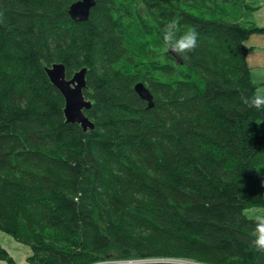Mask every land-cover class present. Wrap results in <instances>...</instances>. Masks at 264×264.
<instances>
[{"label": "trees", "instance_id": "trees-1", "mask_svg": "<svg viewBox=\"0 0 264 264\" xmlns=\"http://www.w3.org/2000/svg\"><path fill=\"white\" fill-rule=\"evenodd\" d=\"M75 1L0 0V231L25 264H264L241 214L264 206V110L241 102L264 28L216 16L246 0H96L86 21ZM172 19L199 33L187 61ZM54 63L87 68L93 130L67 122Z\"/></svg>", "mask_w": 264, "mask_h": 264}, {"label": "water", "instance_id": "water-1", "mask_svg": "<svg viewBox=\"0 0 264 264\" xmlns=\"http://www.w3.org/2000/svg\"><path fill=\"white\" fill-rule=\"evenodd\" d=\"M96 5V0H78L69 7V14L74 20L86 21L90 16L92 7ZM87 68L74 73L72 78L66 76V67L63 63H54L46 67V72L50 81L56 86L65 98L64 114L67 122L79 124L84 131L93 130L95 124L86 114L92 106L91 100L84 95L86 87ZM135 91L148 103V107L154 106V95L144 85L139 82L135 85Z\"/></svg>", "mask_w": 264, "mask_h": 264}, {"label": "clouds", "instance_id": "clouds-1", "mask_svg": "<svg viewBox=\"0 0 264 264\" xmlns=\"http://www.w3.org/2000/svg\"><path fill=\"white\" fill-rule=\"evenodd\" d=\"M161 39L167 52L189 59V53L199 46V33L195 28L181 31L176 19L165 23ZM241 102L248 108L264 110V87H258L252 96H242ZM241 214L253 225L250 230V246L258 253H264V206L252 205L242 209Z\"/></svg>", "mask_w": 264, "mask_h": 264}, {"label": "rangeland", "instance_id": "rangeland-1", "mask_svg": "<svg viewBox=\"0 0 264 264\" xmlns=\"http://www.w3.org/2000/svg\"><path fill=\"white\" fill-rule=\"evenodd\" d=\"M216 16H224L230 20H238L242 25L247 27L264 28V0H246L245 6L220 3V8ZM244 45L248 49V66L253 71V74L256 75L254 79L257 84H259V87H264V30L252 32L250 36L245 39ZM260 80L262 84L259 83L261 82ZM0 235H2L0 236V242L7 244L8 248L14 252V254H17L16 252L18 251L22 253L24 252V248L28 247L22 246L23 244L19 242V244H14V238L4 232L0 231ZM7 239H9L10 242ZM114 263L119 264L122 262Z\"/></svg>", "mask_w": 264, "mask_h": 264}, {"label": "crops", "instance_id": "crops-1", "mask_svg": "<svg viewBox=\"0 0 264 264\" xmlns=\"http://www.w3.org/2000/svg\"><path fill=\"white\" fill-rule=\"evenodd\" d=\"M251 72H252V76H253V79H254V77L256 76V75H254L253 74V71L251 70ZM264 74V73H263ZM259 79V78H258ZM255 80V79H254ZM261 81V80H260ZM257 83V82H256ZM260 84H262V81L261 82H259ZM0 236H2V235H0ZM8 241H9V239H7ZM10 242V241H9ZM13 242H14V244H19L17 241H15L14 239H13ZM0 244L5 248V249H7V251L10 253V255L13 257V259L15 260V262H16V264H25L26 263V260H27V257L31 254V250H30V248L29 247H26V248H24V252H20V251H18V252H16L17 254H14V252H12L9 248H8V246H7V244H5V243H2V242H0ZM22 246H25V245H22ZM15 248V247H14ZM16 251V250H15ZM17 255V256H16ZM0 264H10V263H8L7 261H5V260H1L0 259Z\"/></svg>", "mask_w": 264, "mask_h": 264}, {"label": "bare ground", "instance_id": "bare-ground-1", "mask_svg": "<svg viewBox=\"0 0 264 264\" xmlns=\"http://www.w3.org/2000/svg\"><path fill=\"white\" fill-rule=\"evenodd\" d=\"M49 67H50V66H49ZM66 76H67V73H66ZM72 77H73V76H72ZM72 77H71V78H72ZM138 83H139V82H138ZM143 83H144V82H143ZM136 84H137V83H136ZM144 85L146 86V84H145V83H144ZM146 87H147V86H146ZM108 263H109V262H108Z\"/></svg>", "mask_w": 264, "mask_h": 264}]
</instances>
